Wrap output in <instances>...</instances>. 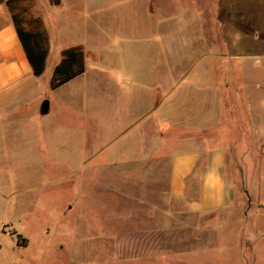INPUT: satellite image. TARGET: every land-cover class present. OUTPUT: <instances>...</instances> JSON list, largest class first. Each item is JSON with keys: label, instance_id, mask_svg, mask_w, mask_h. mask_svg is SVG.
<instances>
[{"label": "rangeland", "instance_id": "rangeland-1", "mask_svg": "<svg viewBox=\"0 0 264 264\" xmlns=\"http://www.w3.org/2000/svg\"><path fill=\"white\" fill-rule=\"evenodd\" d=\"M32 15L50 51L31 118L0 150V264H264V0H36ZM78 45L90 82L52 91ZM153 99L161 138L135 121ZM191 143L225 152L220 210L170 202Z\"/></svg>", "mask_w": 264, "mask_h": 264}, {"label": "crops", "instance_id": "crops-1", "mask_svg": "<svg viewBox=\"0 0 264 264\" xmlns=\"http://www.w3.org/2000/svg\"><path fill=\"white\" fill-rule=\"evenodd\" d=\"M2 10L4 11L2 13L4 17H0V150L4 152L11 145V141L19 136L16 130L20 125L23 126L26 123L28 117L31 118L32 116L30 113L33 106L34 89L37 80L41 77L36 78L33 75L32 68L10 17V12L6 7V2L1 5L0 13L3 12ZM94 63L96 62L94 61ZM159 71L161 74V70ZM164 72L170 74L169 70L165 69ZM86 73L87 61L86 72L65 86L81 78L80 81H89V73ZM51 75H53V72ZM91 82L92 86H96L104 81H102V78L93 77ZM159 83L157 91H160ZM105 86L109 87V85ZM40 101L38 113L46 116L50 113L52 106L48 102V111L44 112L45 102ZM152 102L151 107L146 112L136 116L135 121L147 125L149 120L152 119L150 121L152 123L149 122V125H152L161 138L160 122L158 123L155 119L156 115L160 114L161 105L156 104V99H153ZM153 139L155 138L151 140ZM145 141L147 140L144 138L138 143L133 142L130 145L131 155H142L146 147ZM225 165V152L221 149L203 150L191 143L185 151L175 153L172 157L170 172L171 204L189 213H208L222 209L228 200Z\"/></svg>", "mask_w": 264, "mask_h": 264}, {"label": "trees", "instance_id": "trees-1", "mask_svg": "<svg viewBox=\"0 0 264 264\" xmlns=\"http://www.w3.org/2000/svg\"><path fill=\"white\" fill-rule=\"evenodd\" d=\"M53 7L62 5V0H47ZM36 5V0H8V8L13 24L16 28L18 38L26 53L27 60L36 78L42 77L50 51L49 35L45 29L43 21L34 18L32 9ZM86 72V55L83 46H74L63 50L59 61L54 68L50 82L52 91H57L61 87L79 78ZM19 241L27 243L21 235ZM25 247V245H22Z\"/></svg>", "mask_w": 264, "mask_h": 264}, {"label": "water", "instance_id": "water-1", "mask_svg": "<svg viewBox=\"0 0 264 264\" xmlns=\"http://www.w3.org/2000/svg\"><path fill=\"white\" fill-rule=\"evenodd\" d=\"M43 111L47 112L48 111V102L44 103Z\"/></svg>", "mask_w": 264, "mask_h": 264}]
</instances>
